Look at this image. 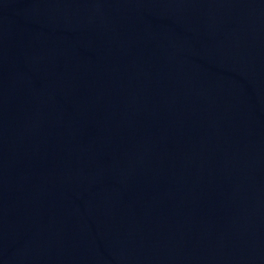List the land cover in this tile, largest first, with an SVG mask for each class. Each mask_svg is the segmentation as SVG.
<instances>
[{"label":"water","instance_id":"obj_1","mask_svg":"<svg viewBox=\"0 0 264 264\" xmlns=\"http://www.w3.org/2000/svg\"><path fill=\"white\" fill-rule=\"evenodd\" d=\"M0 264H264V0H0Z\"/></svg>","mask_w":264,"mask_h":264}]
</instances>
